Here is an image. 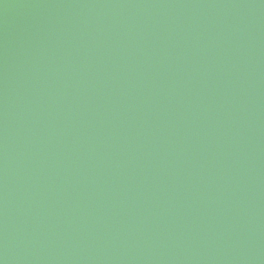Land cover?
I'll use <instances>...</instances> for the list:
<instances>
[{
	"label": "water",
	"instance_id": "water-1",
	"mask_svg": "<svg viewBox=\"0 0 264 264\" xmlns=\"http://www.w3.org/2000/svg\"><path fill=\"white\" fill-rule=\"evenodd\" d=\"M0 264H264V0H0Z\"/></svg>",
	"mask_w": 264,
	"mask_h": 264
}]
</instances>
